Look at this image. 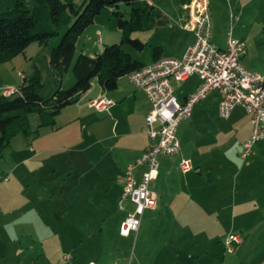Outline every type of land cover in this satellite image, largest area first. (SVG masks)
Masks as SVG:
<instances>
[{"label": "rangeland", "instance_id": "374dc122", "mask_svg": "<svg viewBox=\"0 0 264 264\" xmlns=\"http://www.w3.org/2000/svg\"><path fill=\"white\" fill-rule=\"evenodd\" d=\"M15 1L0 0V13L13 8ZM72 1L80 6L85 0ZM185 1L167 0L165 3L171 11V5ZM216 1L214 11L209 8L213 44L223 49L230 33L246 43L248 52L252 53L254 73L262 72L264 0H242L241 4H246L239 9H235L230 0ZM111 9L103 10L97 19L98 29L104 36L90 27L77 38L75 57L80 53L94 56L101 52L102 45L119 41L112 15L114 8ZM118 10H126L123 2ZM166 15V26L174 25L178 16L172 12ZM164 29L153 28L151 16L145 17L142 29L132 34L145 43L144 48L136 51L125 45L123 50L133 60L151 64L153 47L163 45L164 51L174 48L175 38ZM64 31L65 28L59 30L46 45L32 43L23 53L0 64V85L17 88L22 77L29 76L36 67L42 76L41 97L46 99L52 95L56 81L61 89L72 87L71 70L57 79L45 56L47 50L50 53L58 45ZM113 32L116 36L111 38ZM181 41L180 38L178 42ZM195 81L193 77L186 83L173 82L176 94L189 91ZM118 88L129 92L135 87L125 76L118 81ZM97 92L101 91L93 81L91 100ZM113 93L117 96V89ZM216 93L197 103L189 119L180 122L176 131L180 149L188 156H211L212 162L208 163L223 160L230 166L222 172L214 168L213 183L203 177L204 185L210 183V191L217 196L203 208V213L211 214L212 219L202 213L194 235L185 226H175L177 230H172L173 226L154 219L160 217L158 212L152 214L149 210L144 212L137 233L119 234V224L132 206L126 202V210H121L114 199V185L126 165L122 159L117 162V134L120 133L117 116L122 123L133 119L130 99L118 102L123 106L118 114L117 108L98 112L83 107L87 98L81 99L78 105L72 104L62 111L53 127H38L36 115H30V136L16 134L0 149V264H261L263 256L254 257L258 245L264 244V140L254 145L252 157L242 160L241 145L249 138L252 128L250 118L240 106L233 109L228 119L221 118L212 100ZM252 158L256 160L253 170L245 167ZM86 168L94 169L89 173L91 180L96 179L97 169L109 173V196L101 207L76 202L68 212L69 183L72 179H82ZM194 173L195 169L191 174ZM33 189L35 195H32ZM31 196L40 197L35 199L34 211L28 210ZM23 201L27 202L24 209L21 208ZM172 231L177 233V239L172 242L175 246L160 239ZM87 234L91 236L89 241ZM230 234H239L241 238L239 244L232 245V253L227 252L224 245L225 237ZM241 242H244L242 247Z\"/></svg>", "mask_w": 264, "mask_h": 264}, {"label": "built area", "instance_id": "2783aa9c", "mask_svg": "<svg viewBox=\"0 0 264 264\" xmlns=\"http://www.w3.org/2000/svg\"><path fill=\"white\" fill-rule=\"evenodd\" d=\"M190 16L181 25L182 29L192 32L194 41L180 57H160L151 64L128 73L130 82L143 91L149 102L150 111L145 117L143 133L148 144L141 155L123 171L122 191L118 207L128 211L119 226L121 236L137 233L146 210L155 208L156 196L150 190V183L158 176L159 158L180 154L176 137L177 126L188 120L193 107L216 90L220 95L218 114L228 119L235 107H242L250 118L251 132L242 144L241 157L247 159L254 145L264 140V75L249 72L241 65V58L247 53L243 41L228 33L226 46L221 49L211 41V19L208 0H191ZM197 75L200 84L184 98L178 97L173 82H184ZM17 88L4 87L1 94L11 96ZM112 101L100 95L88 102V106L105 111ZM182 172L192 169L189 160L181 159ZM140 169L139 177L136 171ZM7 180V178H5ZM241 241L239 234L225 237L227 252H233V244Z\"/></svg>", "mask_w": 264, "mask_h": 264}, {"label": "trees", "instance_id": "16d2710c", "mask_svg": "<svg viewBox=\"0 0 264 264\" xmlns=\"http://www.w3.org/2000/svg\"><path fill=\"white\" fill-rule=\"evenodd\" d=\"M126 6L119 11V4ZM114 8L112 15L119 31L117 43L104 45L94 56L83 53L75 57L77 38L93 24L103 10ZM151 16L153 28L166 26L167 17L145 0H85L77 6L72 0H16L11 9L0 13V64L12 60L32 43L46 45L50 38L65 31L48 56L50 69L59 79L71 70L74 83L69 89L56 88L49 98L40 96L42 76L35 67L29 76H23L18 92L11 96L0 94V149L16 134L28 138L31 134L29 116L35 114L38 127L51 126L66 107L75 104L96 81L103 91L117 87L119 78L143 66L123 50L128 45L141 51L145 43L132 34L142 29L145 17ZM160 46L153 47L158 59Z\"/></svg>", "mask_w": 264, "mask_h": 264}, {"label": "crops", "instance_id": "0c3cea01", "mask_svg": "<svg viewBox=\"0 0 264 264\" xmlns=\"http://www.w3.org/2000/svg\"><path fill=\"white\" fill-rule=\"evenodd\" d=\"M145 1H147L148 3H150L152 6L156 7L157 9H159L167 17V19H168V16L166 14L170 15L171 12L175 13L178 16V18L174 22V25H169L168 27L167 26L160 27L162 29L165 28L164 30H166V34L168 33V34L173 35V38H175V42L172 43V46L174 45L173 46L174 48L167 49L166 51H164L163 45H157V46H160L162 48V51L158 55L159 56L158 58H160V57L164 58V57H170V56H174V57L182 56L183 53L185 52L186 48L189 45H191L194 41V36H193L192 32L184 30L181 27L183 22L188 20V18L190 16L189 4H190L191 0H186L185 3H177L176 6L171 5L172 6L171 11H169V9H167L166 3H165V1H167V0H145ZM241 1L242 0H230L232 6L235 9H239V7L245 6L246 3L241 4ZM216 2H217L216 0H208L209 8L211 10L213 9V11L216 8ZM169 6L170 5H168V7ZM101 13L97 17H95L93 24H91L87 29H85V31H89V29H91L90 27H95L96 28L95 33L104 36V32L102 30L98 29L99 27L96 24L97 19H99L98 17H101ZM155 29H159V28H155ZM173 29L175 32H177V31H181V32L175 33L173 31ZM115 33L116 32H113V34H111L112 35L111 38L116 36ZM87 37H89V36H87ZM180 38L182 39V41L178 42ZM244 44L246 46L245 42H244ZM104 45H108V44H104ZM104 45H102V48ZM225 46H226V44H225ZM246 49H247V46H246ZM45 56L47 57V60H48V56H49L48 50L46 51ZM251 57H252V53L248 52V50H247V53L245 54V56H243L241 58L240 62H241V65L243 66V68L245 70H247L249 72L253 71V73H254L256 71H255L254 61L252 60ZM154 60L155 59L153 57V61ZM142 64L147 65L144 63H142ZM19 74L20 73L18 72L17 75L19 76ZM257 74L264 75V70H262V72H257ZM123 77H125V76H123ZM123 77H121V78H123ZM193 77L196 78V81L194 82L193 87L189 91L184 92L182 95L177 94L178 97L184 98V97H186V95H188L189 93H191L192 91H194L197 88V86L200 84V79L198 78L197 75H192L186 81L181 82V83H186L189 80H191ZM121 78H119V80ZM55 84H56V82H55ZM3 85H0V94H1L2 88L7 86L4 83H3ZM99 89L101 92L100 93L97 92L96 97H98L100 95H104L108 99H110L113 103L109 107V111L112 109L114 111V109L117 108V114L120 111V109L123 107L122 103L118 104V102H120L123 99L124 100L130 99L132 101L133 110L131 113L133 114V117H132L133 119H130L129 121H127V122L125 121L122 123L121 118L117 116V129H120V133L117 134V148L119 151L117 154V156H118L117 162H119V160L122 159L126 164L124 166V170H125V168L129 164L133 163L141 155V153L143 152V150L146 148V146L148 144L147 136L143 133V126H144V122H145V117L148 114V112L150 111V102H149L146 94L143 91H141L140 89H137L135 87L133 91L131 90L128 92L122 88L121 89L118 88V82H117V87L114 89V90L117 89V96H116V94L113 93L114 90L103 91L100 87H99ZM213 92H215V93L217 92L216 96L212 97V100H214V102H215L217 113H218V104L220 101V95H219L218 91H216V90L212 91L211 93H213ZM90 93H91V88L86 93L82 94L79 97V99L75 103V105H78L81 99L85 100L87 98L86 102L83 104V107L91 108L88 106V104L86 105L87 101L91 100V98L89 96ZM116 100H117V102H116ZM68 108H69V106L66 107L65 109H63L62 111L66 110ZM62 111H61V113H62ZM80 112H81V110H80ZM98 112H104V111H98ZM61 113L59 115H61ZM78 118L80 119V117H78ZM30 149H32V151L35 152L34 147L30 146ZM241 151H242V145H241ZM180 152L181 153L179 155L162 156L161 158H159L158 176L155 180H153L150 183V190L156 196L155 208L151 209L149 211L152 212V214L158 212L160 217L154 218V219L156 221L160 220L161 223H165L167 225L173 226L172 230H174V229L177 230V228L175 226H185V228L190 230V232L192 231L193 235H194L195 231H196L195 226L200 225L202 213H203V208H206L210 204V202L215 200V198L217 196V195L213 196L212 191H210V189H211L209 186L210 183H208V185L207 184L204 185L205 182L203 183V181H204L203 177L207 181H212V183H213L214 182L213 174L215 172V171H213V169L217 168L219 171L222 172L230 166L228 165V163H226V161H223V160L221 162L220 161L217 162L216 164L215 163L214 164L208 163V162H212L211 156H203L201 154H200V156H197V157H195L193 155L188 156L184 152L183 149H180ZM249 157H252V156L250 155ZM240 158L242 159L241 154H240ZM181 159H185V160L190 161V163L192 165V169L190 171L182 172L180 170L179 163H180ZM242 160H246V159H242ZM86 163L88 164V161ZM255 164H256V160H254L252 158L250 160V162H248L245 167L253 170L254 169L253 166ZM90 167H92V166H90ZM193 169H195V173L191 174ZM85 171L86 172H83L81 175L82 179L80 178V179L75 180V181H73V179H72V181L69 183V189H68V195H67V199L69 201L67 203L68 212H71V210L74 208L76 202H78L79 204L85 205V206H90V207L96 206L97 208L101 207L100 205L101 204L104 205L106 199L109 196V192L111 190V186L107 184L108 178L110 176L109 173L107 171L97 169V170H95L96 171V176H95L96 179L91 180V179H89V177H90L89 173L91 171H94V169L91 170V168H86ZM139 174H140V169L136 171L137 178L139 177ZM228 175H229L228 173H225L224 176L228 177ZM122 176H123V172L117 178V185L116 184L114 185V187H115L114 199L116 200L117 204H118V200L120 198L121 191H122ZM86 177L88 179H86ZM171 182H172V184H170ZM7 183H10V180H7ZM35 193H36V191L33 189L32 195H35ZM31 197H33V198L31 199L30 207L28 205L29 211L33 210L37 206L35 203L36 202L35 199H37L39 196L38 197L31 196ZM26 204H27V202L23 201L21 208L24 209ZM130 205L132 206V204H130ZM124 210H126V209H124ZM203 215L208 219H212L211 217H213L211 214L205 215L203 213ZM55 217L57 219V216H55ZM86 221H87L86 224H88V218H86ZM27 223H31V222H27ZM24 224H26L25 221H24ZM45 225L49 226L47 222ZM51 226H52V224H51ZM119 226H120V224H119ZM178 232H180V230ZM86 238L89 241L91 236L89 234H87ZM160 239H162L164 242L166 241L167 245L171 243V246H172V244L175 246V244L172 242L177 239V233L172 231L168 235L165 234L164 237H162ZM241 243H242L241 244V247H242L244 242H241ZM257 248L258 249L255 252L256 256L254 258H258V257H262V256L264 258V244L262 243V245H258ZM261 264H264V261H262Z\"/></svg>", "mask_w": 264, "mask_h": 264}]
</instances>
